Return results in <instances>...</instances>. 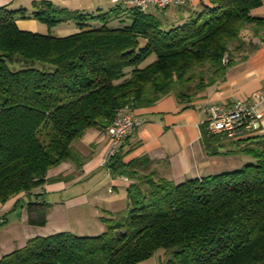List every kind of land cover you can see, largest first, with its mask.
<instances>
[{
	"label": "trees",
	"instance_id": "trees-1",
	"mask_svg": "<svg viewBox=\"0 0 264 264\" xmlns=\"http://www.w3.org/2000/svg\"><path fill=\"white\" fill-rule=\"evenodd\" d=\"M169 6L185 16L122 1L83 12L34 1L31 10L0 7V203L25 194L26 221L46 225L49 203L39 191L48 172L83 159L73 141L88 129L107 130L115 117L166 95L190 103L223 81L232 52L251 51L245 32L264 41V0H206ZM159 12V13H158ZM34 19L51 29L74 22L64 36L18 28ZM131 114V113H130ZM217 154L223 138L205 128ZM232 151L249 157L239 168L175 183L142 156L122 152L105 166L125 176L126 205L102 217L104 231L35 235L0 257V264H136L159 251L162 264H264V135Z\"/></svg>",
	"mask_w": 264,
	"mask_h": 264
},
{
	"label": "crops",
	"instance_id": "crops-1",
	"mask_svg": "<svg viewBox=\"0 0 264 264\" xmlns=\"http://www.w3.org/2000/svg\"><path fill=\"white\" fill-rule=\"evenodd\" d=\"M34 1L40 0H0V7L31 10ZM50 1L59 7L88 13L108 10L114 4L110 0ZM187 2L191 8L199 7L201 2L207 3L206 0H187ZM149 11L156 10L151 7ZM159 12L169 22L180 20L185 16L173 7L159 10ZM16 24L19 29L32 32L44 33L46 28L43 23L34 19L17 20ZM53 28L56 30L54 34L56 36L77 31L74 22L61 23ZM245 35L244 42L252 43L255 47L248 52H244L243 49L233 51L232 63L226 69L224 80L208 86L200 97L190 103H180L174 95L170 94L150 106L130 110L132 115L141 117L144 122L133 133L127 135L119 145L118 151L124 154L125 163L147 156L153 161V168L159 176L179 183L186 179L230 171L249 162V157L244 154L226 151H232L238 145L243 146L244 140L249 137L264 135V103L255 108V113L262 115L258 119L260 124L258 129L249 130L244 135L233 139L216 134L224 140V145L218 146L217 154L207 151L202 135L206 112L210 105H231L237 99L251 97L256 91L264 89V41L247 35V31ZM107 140L106 130L88 129L82 137L73 141L74 149L83 159L81 166L77 167L74 162L67 161L48 172V179L59 176L69 177V182L55 179L46 182L39 190L44 193L46 199V194L61 191L67 185L73 184V187H77V185L86 184V190L81 188V191H75L76 194H73V208H87L91 215L86 218L96 219L98 225H95L94 229L101 232L105 229L101 218L107 217L109 213L123 210V206L126 205V187L131 182L125 176H111L109 170L100 165ZM90 193L91 196H89ZM25 197L28 198L23 193L0 203V226L8 224L7 212L17 211L19 207L25 210L23 203ZM49 204L46 210V225L32 229L27 221H23L22 229L25 230V236L17 233L18 235L13 236L8 242H1L0 257L21 247L29 237L70 231L62 221L55 220L56 215L60 218L65 217L64 204L62 202ZM7 245H9L8 248H6Z\"/></svg>",
	"mask_w": 264,
	"mask_h": 264
},
{
	"label": "built area",
	"instance_id": "built-area-1",
	"mask_svg": "<svg viewBox=\"0 0 264 264\" xmlns=\"http://www.w3.org/2000/svg\"><path fill=\"white\" fill-rule=\"evenodd\" d=\"M122 1L127 5L146 11L151 7L165 8L183 6L187 0H110ZM264 103V89L256 91L251 97L237 99L231 105L212 104L206 112L205 125L209 132L221 134L233 139L244 135L249 130L259 128L258 119L261 113H255V108ZM144 120L130 113H122L115 117L111 126L106 130L107 145L102 155L100 165L106 166L117 153L123 139L133 133Z\"/></svg>",
	"mask_w": 264,
	"mask_h": 264
},
{
	"label": "rangeland",
	"instance_id": "rangeland-1",
	"mask_svg": "<svg viewBox=\"0 0 264 264\" xmlns=\"http://www.w3.org/2000/svg\"><path fill=\"white\" fill-rule=\"evenodd\" d=\"M44 33H50L55 34L56 30L55 28L48 29L47 27L43 31ZM66 182H69L68 178L63 179ZM68 184V183H67ZM85 184V183H84ZM88 184V183H87ZM81 188L86 190V184L85 185H77V187H73V184L67 185L63 190L52 192L50 194H46V200L53 204L55 202H62L64 204L65 209V217L60 218L56 215L55 220L62 221L64 225L70 230L71 232H74L75 234H91L95 235L100 233L101 231H97L94 229L95 225H98L96 223L97 221L93 220L91 218H86L87 216H90L91 214L88 213L87 208L80 207V208H73V194H76L75 191H81ZM91 196V193L90 195ZM26 200H28L27 197L23 199V203L25 205V210H21L22 208L19 207L17 211H11L7 212L8 217V224H4L3 226H0V244L1 242H8L13 236L16 237L18 234L22 233L23 236H25V230L22 228L23 221H26ZM92 203V200L89 199ZM125 204V201H124ZM85 206V205H84ZM125 208V205L123 206V209ZM77 217V218H76ZM18 221V222H17ZM32 229H38L40 227L31 226ZM74 228V231H73ZM18 233V234H17ZM22 238V237H21ZM3 244V243H2ZM9 245H7L6 248H8ZM168 254H165L163 251H159L155 253L153 256L138 262L136 264H162L166 261L168 258Z\"/></svg>",
	"mask_w": 264,
	"mask_h": 264
}]
</instances>
